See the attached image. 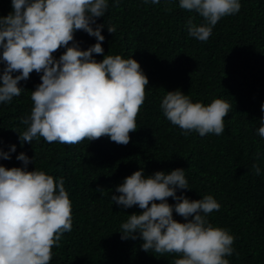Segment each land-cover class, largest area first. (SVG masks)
Returning <instances> with one entry per match:
<instances>
[{"label":"trees","instance_id":"1","mask_svg":"<svg viewBox=\"0 0 264 264\" xmlns=\"http://www.w3.org/2000/svg\"><path fill=\"white\" fill-rule=\"evenodd\" d=\"M240 4L237 13L222 17L209 39L201 42L188 35L187 22L205 21L198 13L181 9L179 0L158 4L108 0L105 15L96 18L103 25L104 53H93V58L132 57L149 81L137 130L130 133L127 145L108 136L76 145L47 143L42 137L21 142L18 133L26 128L21 118L30 115L31 91L42 73L33 71L19 82L24 89L20 96L0 102V150L10 155L0 157V165L63 178L72 202V230L53 247L50 264H174L180 258L145 252L138 233L136 239H121V224L142 209L124 208L111 196L119 195L116 186L141 168L146 177L183 168L189 188L177 189V195L198 200L210 194L221 206L207 220L234 237L233 253L225 257L229 264H264V138L257 132L264 115V0H240ZM11 11V0H0V16ZM108 26L116 31L109 33ZM74 41L83 50L96 38L79 30ZM64 51L62 47L53 55L58 59ZM3 67L0 62V73ZM177 89L193 102L208 104L215 98L229 102L232 110L224 118V132L185 135L173 125L160 104L167 91ZM21 152L33 162L25 166L17 160ZM254 163L260 167L259 175ZM167 202L176 203L171 197ZM173 218L185 222L175 210Z\"/></svg>","mask_w":264,"mask_h":264},{"label":"clouds","instance_id":"2","mask_svg":"<svg viewBox=\"0 0 264 264\" xmlns=\"http://www.w3.org/2000/svg\"><path fill=\"white\" fill-rule=\"evenodd\" d=\"M11 5L12 11L0 16V62L4 65L0 102L20 96L24 89L19 82L29 79L33 71L42 73L41 82L31 91L30 115L21 118L26 128L22 133L14 130L20 141L32 143L42 137L47 143L76 145L108 136L116 144L127 145L130 133L137 130L136 118L149 81L132 57L93 58V53H104L103 25L96 18L105 15L108 0H11ZM179 7L203 18L201 24L189 18L187 30L189 36L206 42L218 21L237 13L241 4L240 0H179ZM79 30L94 36L96 43L82 50L74 41ZM107 30L113 34L116 28ZM62 47L65 51L55 58L53 54ZM160 107L185 135L195 131L200 136L222 134L224 118L232 110L222 98L208 104L193 102L178 89L167 91ZM260 121L257 132L264 138V115ZM10 151H15V145ZM0 157L10 155L0 150ZM16 159L25 166L33 162L23 152ZM252 167L259 175L258 164ZM188 188L183 168L147 177L141 168L126 176L116 186L119 195L111 200L124 208L138 206L142 212L128 215L120 226L121 239H136L138 233L145 252L179 254L174 264H229L225 257L233 253L234 237L207 220L220 204L210 194L198 200L177 195V189ZM169 197L176 201L174 205L167 202ZM173 210L185 222L175 220ZM71 230L72 202L63 178L0 165V264H50L53 247Z\"/></svg>","mask_w":264,"mask_h":264}]
</instances>
